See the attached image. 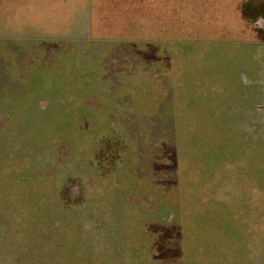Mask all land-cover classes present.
<instances>
[{
    "label": "rangeland",
    "instance_id": "rangeland-1",
    "mask_svg": "<svg viewBox=\"0 0 264 264\" xmlns=\"http://www.w3.org/2000/svg\"><path fill=\"white\" fill-rule=\"evenodd\" d=\"M237 2L0 0V264H264Z\"/></svg>",
    "mask_w": 264,
    "mask_h": 264
},
{
    "label": "crops",
    "instance_id": "crops-1",
    "mask_svg": "<svg viewBox=\"0 0 264 264\" xmlns=\"http://www.w3.org/2000/svg\"><path fill=\"white\" fill-rule=\"evenodd\" d=\"M233 8L237 16H239V19L251 27L252 32L255 35L254 39L264 43V0H238L237 6ZM80 10H83L81 6ZM83 12H86V16L83 14ZM88 14V7L85 9V11H81V20L85 19L86 17V24H88ZM260 20L263 22L260 27L254 25L256 21Z\"/></svg>",
    "mask_w": 264,
    "mask_h": 264
},
{
    "label": "flooded vegetation",
    "instance_id": "flooded-vegetation-1",
    "mask_svg": "<svg viewBox=\"0 0 264 264\" xmlns=\"http://www.w3.org/2000/svg\"><path fill=\"white\" fill-rule=\"evenodd\" d=\"M261 24L263 23L262 20L259 21Z\"/></svg>",
    "mask_w": 264,
    "mask_h": 264
}]
</instances>
